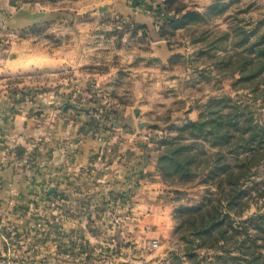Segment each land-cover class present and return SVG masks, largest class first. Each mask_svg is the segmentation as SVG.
Wrapping results in <instances>:
<instances>
[{"label":"rangeland","instance_id":"374dc122","mask_svg":"<svg viewBox=\"0 0 264 264\" xmlns=\"http://www.w3.org/2000/svg\"><path fill=\"white\" fill-rule=\"evenodd\" d=\"M79 1L83 3H56L75 6ZM167 8L169 12L164 10L156 20L155 32L101 10L79 16L67 10L48 15L31 32L19 34L17 46H4V39L0 42V150L20 165L17 185L24 190L16 212L29 219L12 240L10 264H253L262 260L264 157L236 184H218L216 178L206 177L212 165L205 166L204 158L213 161V156L233 154H224L225 150L216 154L217 148L208 143V128L196 131V136L181 128L205 111L209 119L218 109L234 111L244 122L233 139L239 146L252 126L262 123L264 66L258 69L257 47L249 48L264 33V0H170ZM187 12L195 16L184 18ZM72 24L81 30L72 31ZM72 38L82 39L79 62L57 64L41 56L70 54ZM25 39L34 41L31 53H25ZM155 40L163 45L161 53ZM250 75L256 77L243 78ZM220 98L226 101L212 102ZM23 115L48 120V150L60 142L54 135L68 136L62 142L64 149L71 144L72 134L81 142L92 140L96 154H120L126 142L133 143L154 159L156 190L145 192L144 202L137 205L130 198L120 201V196L102 201L97 193L75 195L71 188L63 192L56 166L46 168L49 165L40 159L36 143L17 142L19 137L16 140L7 132L10 122ZM179 136L182 142L195 144L189 151L196 155L189 165L192 177L176 176L161 161L166 141ZM217 163L221 166L223 160ZM74 196L75 203L62 205L63 199L69 202ZM64 211L69 215L80 211L84 220L104 216L109 228L106 238L100 241L94 235L87 241L70 225L72 233L62 241L58 218ZM128 216L129 225L121 224Z\"/></svg>","mask_w":264,"mask_h":264},{"label":"crops","instance_id":"0c3cea01","mask_svg":"<svg viewBox=\"0 0 264 264\" xmlns=\"http://www.w3.org/2000/svg\"><path fill=\"white\" fill-rule=\"evenodd\" d=\"M57 1L51 0L52 3H48V0H0V42L6 40L7 44L4 46L7 45L10 48L17 46L19 34L22 32L29 33L36 25L47 21L50 15L62 14L67 10H71L78 16L83 11H88L91 14L93 11L101 10V12L117 15L124 20H134L135 23L132 24L149 32L156 31V20H159L164 12L163 0H136L135 2L134 0H83V3L79 1L75 6L59 5L56 3ZM71 30L79 31L81 29L78 24H72ZM155 41V45L161 53L164 49L163 45L161 42ZM32 42L34 41L26 40L24 42L25 53L32 52L30 50L34 46ZM69 43L72 48L70 54L41 56L47 61L57 64L79 62L81 60L82 39L72 38ZM39 46H45V44L41 43ZM14 56L16 57L13 60L19 58L17 54ZM1 58L2 55H0V60ZM19 119L10 122L7 132L16 140L19 137L17 142H24L23 144H27L28 141L36 143L34 148L40 154V159L49 165L46 168L56 166L58 179H61V182H58L65 184L60 185L63 192L71 188L75 195L81 194L79 192L88 195L89 193H97V197H100L102 201L120 196V201H126L130 198V200H136L137 205L144 202L145 192L156 190L154 159H152V155L143 154L141 149L135 147L133 143L126 142L119 151L120 154H96L95 142L92 140L87 139L81 142L79 136L72 134L71 144L64 149L62 142L68 136L54 135L53 138H58L60 142L48 150L50 137L48 120L28 119L25 115ZM40 140L42 144L38 146ZM123 151H125L124 154ZM21 173L19 163L10 154H3L0 150V264L11 263L8 258L13 255L10 245L15 233L23 231L29 222L27 215L16 212V208L20 205V195L23 193L21 190H24V187L17 185ZM24 183L25 185L29 184L27 181ZM64 196L66 197V194ZM75 198L74 196L72 201L69 199V202L68 199H63L62 205L75 203ZM104 213L106 214V211ZM62 214L58 218L60 219V221L58 220V229H62L58 236L62 241H64L65 235L72 232L76 233L78 230L87 241L93 240L94 235L98 236L100 241L103 237L106 238L108 221L104 216L98 219L87 216L84 220L80 217V211L70 215L64 211ZM120 222L129 225L130 217L121 219ZM70 225L73 227L72 232ZM5 257L7 260L4 259Z\"/></svg>","mask_w":264,"mask_h":264},{"label":"trees","instance_id":"16d2710c","mask_svg":"<svg viewBox=\"0 0 264 264\" xmlns=\"http://www.w3.org/2000/svg\"><path fill=\"white\" fill-rule=\"evenodd\" d=\"M164 8L169 12V2L170 0H163ZM195 16V13L187 12L183 17L189 18ZM172 22V18H169ZM264 33L259 38L256 43L251 44L249 49H252L254 46L257 47L255 51V60L259 64L258 69H262L264 66ZM249 61H252L250 59ZM259 73V72H257ZM256 74V73H255ZM252 74V75H255ZM245 76L246 80L254 79L256 76ZM259 75V74H258ZM226 101L225 98L214 99L213 103H222ZM211 106V105H210ZM209 106V107H210ZM220 111V112H219ZM206 112V111H205ZM205 112L200 114V117L197 121H190L181 130L189 131L188 133L192 136H196L195 132H202L204 129L208 128L210 133L209 145L217 148L216 154H233L230 157L226 155L213 156V161L208 160V157L205 153H202L204 158V165H212V170L208 172L206 177L218 181V184H236L240 177L246 175V171L251 167V165H257L260 160L264 157V117L262 123L258 125H253L251 133L247 139H243V143L239 144L233 140L237 135H240L242 130L241 125L244 122H240L237 118L234 111L223 113V110L218 109L212 118H207ZM207 113H212V110H207ZM206 113V114H207ZM209 119V120H208ZM211 123H214L213 126H209ZM210 128H209V127ZM182 136L173 137L166 141L167 147L165 148L163 154L161 155V161L172 169L173 173L180 178L192 177L193 173L189 170V165L192 162H195L196 155L190 154L191 147L194 143H184L182 142ZM243 149V152L240 153L238 148ZM225 150V151H223ZM238 154H246L239 158ZM223 160L221 166L218 165V160ZM239 168V172H235L233 169ZM226 182V183H225ZM253 264H264V256L260 262H251Z\"/></svg>","mask_w":264,"mask_h":264},{"label":"built area","instance_id":"2783aa9c","mask_svg":"<svg viewBox=\"0 0 264 264\" xmlns=\"http://www.w3.org/2000/svg\"><path fill=\"white\" fill-rule=\"evenodd\" d=\"M153 246H154V247L156 246V242L153 243Z\"/></svg>","mask_w":264,"mask_h":264}]
</instances>
